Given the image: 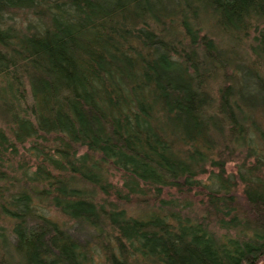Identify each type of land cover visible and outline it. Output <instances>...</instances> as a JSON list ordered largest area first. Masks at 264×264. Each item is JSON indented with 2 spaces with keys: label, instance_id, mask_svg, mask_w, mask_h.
I'll return each mask as SVG.
<instances>
[{
  "label": "trees",
  "instance_id": "16d2710c",
  "mask_svg": "<svg viewBox=\"0 0 264 264\" xmlns=\"http://www.w3.org/2000/svg\"><path fill=\"white\" fill-rule=\"evenodd\" d=\"M98 257L263 262L264 0H0V264Z\"/></svg>",
  "mask_w": 264,
  "mask_h": 264
},
{
  "label": "rangeland",
  "instance_id": "374dc122",
  "mask_svg": "<svg viewBox=\"0 0 264 264\" xmlns=\"http://www.w3.org/2000/svg\"><path fill=\"white\" fill-rule=\"evenodd\" d=\"M217 39H218V41L220 42H222V45H227L228 44V39L225 37V36H222L221 38H220V36L219 37H217ZM247 41V40H246ZM229 46V44L227 45V47ZM242 52H243V50H241ZM231 56H233V55H231ZM245 73V72H244ZM244 78H245V80H246V82L247 83H252V77H250V75H247V73L246 74H244ZM235 168H234V165L233 164H230L229 165V167H228V170L229 171H233ZM96 264H105L102 260H101V258H97L96 259Z\"/></svg>",
  "mask_w": 264,
  "mask_h": 264
},
{
  "label": "water",
  "instance_id": "95a60500",
  "mask_svg": "<svg viewBox=\"0 0 264 264\" xmlns=\"http://www.w3.org/2000/svg\"><path fill=\"white\" fill-rule=\"evenodd\" d=\"M261 264H264V260H263V262Z\"/></svg>",
  "mask_w": 264,
  "mask_h": 264
}]
</instances>
